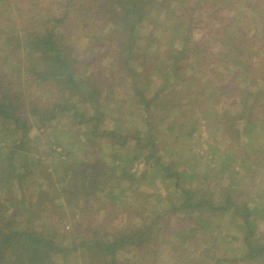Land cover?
<instances>
[{
  "label": "trees",
  "instance_id": "1",
  "mask_svg": "<svg viewBox=\"0 0 264 264\" xmlns=\"http://www.w3.org/2000/svg\"><path fill=\"white\" fill-rule=\"evenodd\" d=\"M6 1L16 2L18 10L27 12L24 14L21 11V20L18 22L13 17L8 16L7 19V16H3L0 26V121L9 122L16 131H20L19 143L10 147L7 154L0 151V264H59L57 257L61 264H67L68 258L79 250V255L88 254L89 264H119L115 255L127 245H142V249H145L144 244L149 238L146 235L147 230L136 234L125 233L123 230L114 233L105 228L111 227V221H107L106 217L97 225L91 223L87 226L91 227V231L88 230L90 237H81L80 241L67 245V232L56 228L61 222L41 224L39 227L43 228L39 230L35 228L38 226L33 224V219L44 215L51 216L47 215L49 210L58 208L62 212L63 220L67 214L64 204L56 201L61 197L60 190L56 188L55 177H48L50 185L56 189L52 197L48 196V190L39 187L43 182V173L38 175L37 181L25 185L23 178L26 171L23 168L27 162H24L20 153L26 150V137L33 128L41 129L47 122L57 118L61 110H71L68 118L72 121L77 119V123L81 125L80 134L85 133L88 144L92 146L83 156L74 155L76 163L72 167L67 162L63 165L66 171V176L62 179L65 183L63 191L68 194L66 198L72 205L80 202L86 204L88 197L92 195L95 196L94 199H99L96 195L98 191H102L108 184H117V175L114 184L109 181L107 184L103 180L104 159L98 154L97 148L105 140L119 147L128 146L132 139L137 140L136 145L140 148L136 153L140 154L143 148L149 147L147 156L154 158V165L169 172L171 161L162 160L157 140L153 137L159 132L158 123H155L152 115L153 108L157 106L161 94L166 96L172 91L169 95L178 97L175 107L180 110L179 115H183L185 111L181 103L184 102L178 91L185 89L183 94H188V88L193 84L198 86V92H203L201 82L206 73L200 75L196 70L188 74L186 67L210 53V62L205 66L210 67L212 63H217L218 67L221 62L226 63V67L218 70L224 81L218 83L210 80L216 86L215 94L218 92L220 98L226 99L227 103L236 100L232 106L236 103L244 105L239 113H226L222 108V114L217 115L223 127L218 125L216 129L220 133L230 131L229 135L236 137L241 144L239 151L245 153V146L255 142L249 126L255 127L264 109V83L261 81L256 90H250L236 82L235 77L232 79L231 71L239 70L240 74L249 70L251 60H257L261 56L255 48L257 43L264 40V35L261 39H255L241 32L229 33V26H225L227 21L224 19L218 20L215 25L213 22L219 18L211 13L207 14V9L213 8L217 13L223 11L225 16L226 9L219 0H29L28 3H25L27 0H0L5 9L9 7ZM29 4L33 7H29ZM37 5L43 9L37 10ZM159 14L164 16L159 17ZM174 18L179 19L177 25ZM206 19L207 23L204 22ZM199 30L210 34L196 38L195 34ZM79 35L90 37L87 40L90 51L87 53L76 51L70 42L80 38ZM173 36L177 37L172 38ZM211 39L219 52H214L215 46L211 45ZM207 42L210 45L206 46ZM208 49L210 50L207 51ZM98 50H101L100 54ZM251 51L253 53L248 54ZM261 58L264 59L263 56ZM230 59H233L231 63ZM258 64L255 63L262 68L261 62ZM154 67L158 68L164 82L155 93L148 96L146 83L151 82L157 75V71L148 69ZM214 71L210 67V73H216ZM192 74L198 76L196 81ZM180 83L182 85L178 86ZM27 84L32 86L33 96L29 95V89L26 91V88H21L27 87ZM116 86L119 93L115 92ZM49 88L57 90L51 99L43 102L42 95L47 94ZM38 90L40 93L36 95ZM224 91L229 93L225 94ZM62 93L67 95L65 99L59 98ZM120 95L126 97L121 98ZM128 95L135 101L145 122L144 129L138 130L136 135L128 132L124 126L126 122L119 121L122 114L136 115L133 114L135 109L123 107ZM237 96L242 99L238 100ZM195 97L193 95L189 100ZM74 98H77V102ZM108 98L115 103L114 107H108ZM80 101L87 102L88 107L92 106L91 111L77 112ZM105 109H109L112 114L115 112L113 116L117 120L112 127H104ZM30 117H33L34 123ZM239 124H245L244 128ZM195 129L196 126H190L187 134L193 135ZM243 137L247 139L244 140ZM143 138L148 140L142 146ZM261 149L258 146L254 152H261ZM245 154L252 163L245 172V177L249 176L251 179L247 192L250 197L249 192L256 182L259 167L264 165V157H257L254 153ZM91 156L93 159H88ZM124 175L135 178L127 171L120 174L121 177ZM167 175L173 176L175 173ZM230 186L222 188L225 197H219L220 203H216V198L211 197L210 200L200 198V201H196L192 197L194 192L191 188H180L176 184L185 195L184 200L167 211L160 226L166 225L165 218L177 217L176 213L183 208L190 211L203 208L219 210L221 215L229 212L234 224L236 218H241L244 227L252 226L256 220L252 216L264 214V208L257 204L249 205L250 200L246 194L243 200ZM125 190L132 191L130 187ZM19 207L22 209L19 210ZM170 212L172 214L168 215ZM132 214L133 212L128 218ZM85 222L89 223L86 215L84 218L77 216L72 222V231L78 233L77 227L84 226ZM130 226L132 220L124 227ZM44 227H52V230H45ZM251 235L253 231L250 229L245 236L249 249L246 257L255 259L258 255H264V245L259 244L256 249L252 247Z\"/></svg>",
  "mask_w": 264,
  "mask_h": 264
},
{
  "label": "rangeland",
  "instance_id": "2",
  "mask_svg": "<svg viewBox=\"0 0 264 264\" xmlns=\"http://www.w3.org/2000/svg\"><path fill=\"white\" fill-rule=\"evenodd\" d=\"M28 2L29 0L25 3ZM218 2L223 3L226 9L225 16H223V11L217 13L213 8L207 9V14L211 13L219 18L213 22L215 25L218 20L224 19L227 21L225 26H229V33L237 34L241 32L248 37L261 39L264 35V0H219ZM15 3L6 1V5H9L8 9L0 4V26L2 25L3 16H7V19L8 16L13 17L14 21L18 22L21 20V16H19L21 11H24V14L27 12L26 10H18ZM19 4L21 3L19 2ZM38 5L36 6L37 10L43 9ZM29 7L33 6L29 4ZM163 14H159V17L165 15ZM174 20L175 25H177L179 19L174 18ZM204 22L207 23V19ZM175 29L178 30V27H175ZM204 34L203 30H199L195 37L198 38ZM206 34L210 33L207 32ZM79 37L77 40H70V42L75 46L76 51L87 53L90 51L87 44L90 37L87 35H79ZM175 37L177 36L172 38ZM211 40V45H213L214 40ZM177 41L181 42V39ZM208 45H210V42H207L206 46ZM255 50L261 56L257 60H251L249 70L240 74L239 70L231 71V78L235 77L236 82L241 83L250 90H256L261 81L264 83V59L261 58L264 57V40L257 43ZM219 51L216 45L214 52ZM100 53L101 50H98V54ZM251 53L253 51L248 52V54ZM215 57L218 58L217 55ZM231 60L233 59H230V63ZM207 62H210V53L197 60L190 67H186L188 74L197 70L196 72L199 71L200 75L206 72L205 75L207 76L203 75L202 77L203 92H198V86L193 84L188 88V94H183L185 89L178 91L184 102L181 103L184 105L183 110L185 113L183 115H179L180 110L175 107L178 97L169 95L173 93L172 91L166 96L161 94L157 106L153 108V119L159 127L158 134L153 137L157 140L156 144L162 160L169 159L171 161V170L166 172L154 165V158L147 156L149 147L143 148L140 154H137L136 151L140 148L136 145L137 140H130L129 145L124 147L115 146L112 142L105 140L101 147L97 148L98 154L104 159L103 180L107 184L108 181L112 184L115 181V175H117V184L115 186L108 184L102 191L96 193L99 199H94L95 196L92 195L88 197L89 200L86 204L80 202L72 205L73 203L68 202V198H66L68 194L63 191L65 183L62 182V179L66 176L63 167L65 162L72 167L76 163L74 155L77 154L81 157L88 149H92L90 143L88 144L89 141L85 133L80 134L81 125L77 123V119L74 118V121H72L68 118L71 110H61L57 118L47 122L46 126L41 129L33 128L29 136L26 137L27 139H25L28 140L25 152L20 153L24 162H27L23 168L26 171L23 178L24 183L27 185L28 183L31 184L32 181H37L38 175L41 176L43 173L44 175L41 176L43 182L39 184V187L48 190V196L52 197L55 195L56 189L50 185L48 177H55L56 188L60 190L61 197L56 201L64 204L67 214L66 219L63 220L61 218L62 212L58 208L49 210L50 213L47 215L51 216L44 215L33 219V224L38 226L35 228L39 230L43 228L39 227L41 224L61 222L60 226L56 228L67 232L68 235L65 239L67 245L80 241L81 237L85 239L90 237L88 230L91 231V227L87 226L91 223L97 225L106 217L107 221L110 219L111 227L105 228L114 233L123 230L125 233L136 234L141 230H147L146 235L149 238L144 244L146 245L145 249H142V245L131 247L127 245L128 248L121 249L115 255L119 264H214L218 259L220 260L217 261V264H264L258 259L248 260L243 255L245 252L248 253L249 250L245 236L249 234L250 229L253 231V235L250 236L252 247L256 249L259 244L264 245V214L258 216L254 214L252 218L256 219L257 223L255 224L256 220H254L252 226L244 227L241 218L239 220L236 218L234 224L229 212L221 215L219 210H203V208V211L198 209L190 211V209L183 208V210H178L177 217L173 219L165 218L166 225L160 226L167 211L184 200L185 195L182 194L181 187L191 188L194 195L198 196H192L196 201H200V198L210 200L211 197L216 198V203H220L219 199L225 197L224 187L231 185V190L234 189L235 193L243 200H245L244 194H246L247 199L250 200L249 205L257 204L264 208V165L259 167L256 184L253 183L254 186L249 192L250 197H248L247 192L249 185L251 186V179L249 176L245 177V172L252 165L249 159L247 160L245 153H254L257 157H264V109L261 111L260 119L254 125L255 127L249 126L250 134L255 142L252 145L245 146V153L240 152L241 144L235 139L236 137L233 138L229 135L230 131L220 133L216 127L218 125L223 127L218 116L222 114L220 113L222 108L226 113H239L243 110L244 105L236 103L232 106L236 100L227 103L226 99L220 98L218 92L215 94L216 86H213L210 80L218 83L224 81L218 70L223 66L226 67V63L221 62L218 67H216L217 63H212L210 67H213L216 73H210V67L205 66ZM258 62H261L262 68L259 67ZM102 63L104 64V62ZM230 63L228 65H231ZM255 63L259 66L257 67ZM146 65L150 67L149 63ZM148 70L157 71L156 77H153L151 82L146 83L148 87H145V90L148 93L147 95L150 96L163 84L164 78L160 75L158 68L154 67ZM194 74L192 76L196 81L198 76ZM181 85L182 83L178 86ZM21 88L24 90L26 88V91L29 89V95L33 94L31 92L33 88L30 87V84ZM114 89L116 93H119L117 86ZM56 90L49 88L48 93L42 95L44 97L43 102L49 98L51 99ZM122 91L124 90H120V92ZM38 93H40L39 90L36 95ZM224 93L228 94L229 92L224 91ZM193 95H196V97L189 100ZM66 97L65 93L59 94L61 99ZM120 97L125 98L126 96L120 95ZM237 98L238 100L242 99L241 96H237ZM262 99L264 101V97ZM74 100L77 102V98H74ZM108 101V107L115 106L111 99L108 98ZM134 102L129 96L127 101L123 103L125 105L123 107L135 109L133 114L136 115L127 114V117V115L122 114L119 118L120 122H126L124 126L132 135H136L138 130L145 127V122H143V118L138 112L139 108ZM86 104L87 102L80 101L77 104V112L88 113V111H91L92 106L88 107ZM125 108L123 109L125 110ZM109 109H105L107 116L105 115L104 127H112L115 120H117L113 116L115 112L112 114L108 111ZM30 118L34 123L33 117ZM190 126H196L191 136L187 134ZM239 126L244 128L245 124H239ZM14 130L9 122L0 121V151L6 152V154L10 151V147L19 143L20 131ZM243 139L246 140L247 138L243 137ZM147 140L143 138L141 145L143 146ZM258 146H261V152H254V149ZM18 151L22 150L18 149ZM68 151H70V154H68ZM90 158L93 159V156L88 159ZM125 171L135 178L128 175L121 177L120 174ZM172 172L175 175H167ZM176 184H179L180 188H177ZM129 187L132 191L125 190ZM20 209L22 207H19ZM132 212L133 214L129 219L128 215ZM169 214H172V212ZM84 215H86L89 223L85 222L83 223L84 226L77 227L78 233L72 231V222L75 221L77 216L79 218L83 216L84 218ZM130 220H132V226L124 227ZM141 225H147V227H141ZM44 229L51 231L52 227H44ZM83 231H87V233ZM257 251H259V247ZM75 253L68 258L67 264H89L88 254L79 255L80 250ZM56 261L59 264L62 263L59 257Z\"/></svg>",
  "mask_w": 264,
  "mask_h": 264
},
{
  "label": "crops",
  "instance_id": "3",
  "mask_svg": "<svg viewBox=\"0 0 264 264\" xmlns=\"http://www.w3.org/2000/svg\"><path fill=\"white\" fill-rule=\"evenodd\" d=\"M246 254H247L246 252L243 254L245 256V258H247L248 260H251L250 258L246 257ZM257 259L262 261V263H263L264 262V260H263L264 259V255H261V256L258 255L255 259L252 258V260H257Z\"/></svg>",
  "mask_w": 264,
  "mask_h": 264
}]
</instances>
